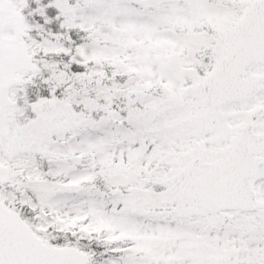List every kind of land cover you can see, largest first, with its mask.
Returning a JSON list of instances; mask_svg holds the SVG:
<instances>
[{
	"label": "snow or ice",
	"instance_id": "6c2138e0",
	"mask_svg": "<svg viewBox=\"0 0 264 264\" xmlns=\"http://www.w3.org/2000/svg\"><path fill=\"white\" fill-rule=\"evenodd\" d=\"M0 264H264V0H0Z\"/></svg>",
	"mask_w": 264,
	"mask_h": 264
}]
</instances>
